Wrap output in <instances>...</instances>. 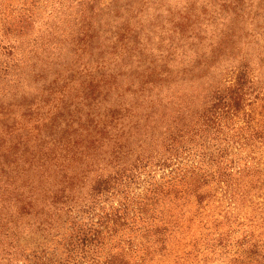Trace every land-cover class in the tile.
Instances as JSON below:
<instances>
[{
  "label": "trees",
  "instance_id": "16d2710c",
  "mask_svg": "<svg viewBox=\"0 0 264 264\" xmlns=\"http://www.w3.org/2000/svg\"><path fill=\"white\" fill-rule=\"evenodd\" d=\"M103 1L79 0L81 41L95 39L92 19ZM163 1L108 0L107 6L114 18L122 11L138 17L135 5ZM44 3L19 0V15L3 33L22 34L34 17L27 7ZM166 12L168 22L177 21L173 31L182 33L187 5L178 19L171 8ZM141 26L116 30L126 50ZM1 47L11 49L2 40ZM170 50L180 52L178 45ZM247 64L224 86L209 85L200 111L185 95L166 103L177 113L157 133L152 151L144 144L129 149L112 136L104 150L107 133L89 139L91 147L75 142L74 153L59 157L38 158L19 141L15 150L0 147V264H163L174 245L182 250L167 264H264V88ZM164 76L167 81L168 74L155 75V84ZM71 165L78 172L69 173ZM50 172L60 173L56 183H48Z\"/></svg>",
  "mask_w": 264,
  "mask_h": 264
},
{
  "label": "rangeland",
  "instance_id": "374dc122",
  "mask_svg": "<svg viewBox=\"0 0 264 264\" xmlns=\"http://www.w3.org/2000/svg\"><path fill=\"white\" fill-rule=\"evenodd\" d=\"M18 1L0 2V41L11 47L0 51L2 150H15L19 141L21 150L38 158L53 153L59 157L74 153L75 142L83 140L88 146L89 139L107 133L104 150L112 136L113 142L129 149L144 144L146 151H152L157 133L167 129L177 113L166 105L176 96L192 99L191 109L200 111L203 91L209 85L224 86L243 63L264 88V0H165L143 9L135 5L142 10L140 16L122 11L120 18L113 17L106 0L99 17L92 19V41L88 37L81 41L79 0L28 6L34 10L28 29L6 35L2 29L19 15ZM185 4L190 19L182 21L179 34L180 27L173 31L177 21L168 22L166 9L171 8L178 19ZM5 11L9 12L2 16ZM126 23L133 28L142 25L139 35L130 34L127 50L125 41L117 38ZM171 45H178L180 52L169 51ZM160 72L169 79L164 81V76L156 85ZM147 80L154 81L152 93L142 90L151 87L144 85ZM78 170L69 167L71 174ZM59 174L47 173L48 183H56ZM174 249L161 260L163 264L173 262L182 250L177 245Z\"/></svg>",
  "mask_w": 264,
  "mask_h": 264
}]
</instances>
